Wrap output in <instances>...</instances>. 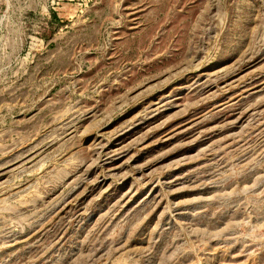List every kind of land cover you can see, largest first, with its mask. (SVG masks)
I'll list each match as a JSON object with an SVG mask.
<instances>
[{
    "label": "rangeland",
    "instance_id": "obj_1",
    "mask_svg": "<svg viewBox=\"0 0 264 264\" xmlns=\"http://www.w3.org/2000/svg\"><path fill=\"white\" fill-rule=\"evenodd\" d=\"M0 264H264V0H0Z\"/></svg>",
    "mask_w": 264,
    "mask_h": 264
}]
</instances>
